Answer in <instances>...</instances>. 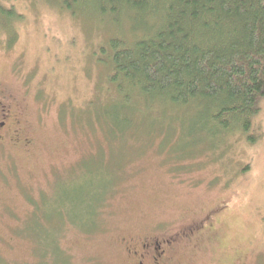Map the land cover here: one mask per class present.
<instances>
[{
    "label": "rangeland",
    "instance_id": "rangeland-1",
    "mask_svg": "<svg viewBox=\"0 0 264 264\" xmlns=\"http://www.w3.org/2000/svg\"><path fill=\"white\" fill-rule=\"evenodd\" d=\"M46 1L0 0L18 16L0 28V90L19 101L26 144L0 131V264H134L128 242L171 237L212 210L215 231L179 244L173 264H264V99L246 134L211 140L187 110L150 112L136 97L120 112L127 130L111 132L96 53L115 27ZM109 175L93 226L78 228L77 197Z\"/></svg>",
    "mask_w": 264,
    "mask_h": 264
},
{
    "label": "trees",
    "instance_id": "trees-1",
    "mask_svg": "<svg viewBox=\"0 0 264 264\" xmlns=\"http://www.w3.org/2000/svg\"><path fill=\"white\" fill-rule=\"evenodd\" d=\"M49 1L73 18L89 15L115 27L96 53L108 65L113 90L105 104L111 132L127 130L120 112L132 111V97L150 112L157 104L187 110L200 124L198 132L211 140L255 129L264 99V0ZM17 18L0 8V28L9 29ZM122 20L128 37L118 32ZM114 178L109 175L110 182L100 184L87 202L77 197L70 219L78 228L92 224Z\"/></svg>",
    "mask_w": 264,
    "mask_h": 264
},
{
    "label": "flooded vegetation",
    "instance_id": "flooded-vegetation-1",
    "mask_svg": "<svg viewBox=\"0 0 264 264\" xmlns=\"http://www.w3.org/2000/svg\"><path fill=\"white\" fill-rule=\"evenodd\" d=\"M0 121V131L4 126H8L6 134L9 135V142L26 145L21 137L19 101L4 88L0 90ZM1 140L0 133V143H2ZM219 212L212 210L199 222L182 227L165 239L149 237L130 241L126 244L127 253L135 259L134 264H173L174 250L179 244L215 231V219L220 215Z\"/></svg>",
    "mask_w": 264,
    "mask_h": 264
},
{
    "label": "bare ground",
    "instance_id": "bare-ground-1",
    "mask_svg": "<svg viewBox=\"0 0 264 264\" xmlns=\"http://www.w3.org/2000/svg\"><path fill=\"white\" fill-rule=\"evenodd\" d=\"M70 12V11H69ZM75 12V11H74ZM73 17V16H72ZM102 23V22H101ZM19 82V81H18ZM114 89H115V87H114ZM116 93V92H115ZM127 102V101H126ZM260 112V111H259ZM256 117V116H255ZM122 120V119H121ZM117 132V131H116ZM244 134H246V133H244ZM118 136V135H117ZM121 137V136H120ZM238 138V137H237ZM81 159V158H80ZM78 162V161H77ZM5 174V173H4ZM7 174V173H6ZM4 176H6V175H4ZM4 178V177H3ZM6 178H8V177H6ZM2 183V182H1ZM39 202V201H38ZM42 204V203H41ZM45 209V208H44ZM48 213V212H47ZM63 225V224H62ZM37 233H38V231H36ZM94 233V232H93ZM65 234V233H64ZM37 235V234H36ZM79 235H81V234H79ZM33 236V235H32ZM76 236V235H75ZM82 236V235H81ZM87 236V235H86ZM87 238V237H86ZM91 238V237H90ZM84 239V238H83ZM61 261V260H60Z\"/></svg>",
    "mask_w": 264,
    "mask_h": 264
}]
</instances>
